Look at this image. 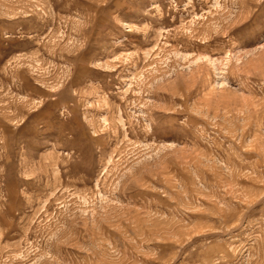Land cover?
<instances>
[{
	"label": "rangeland",
	"instance_id": "obj_1",
	"mask_svg": "<svg viewBox=\"0 0 264 264\" xmlns=\"http://www.w3.org/2000/svg\"><path fill=\"white\" fill-rule=\"evenodd\" d=\"M0 264H264V0H0Z\"/></svg>",
	"mask_w": 264,
	"mask_h": 264
}]
</instances>
